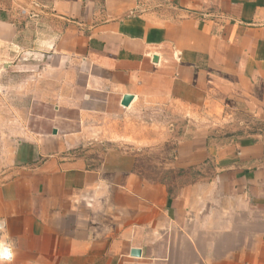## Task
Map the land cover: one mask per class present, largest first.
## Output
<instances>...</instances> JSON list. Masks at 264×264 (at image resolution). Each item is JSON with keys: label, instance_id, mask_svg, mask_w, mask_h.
Here are the masks:
<instances>
[{"label": "crops", "instance_id": "crops-1", "mask_svg": "<svg viewBox=\"0 0 264 264\" xmlns=\"http://www.w3.org/2000/svg\"><path fill=\"white\" fill-rule=\"evenodd\" d=\"M169 116L205 137L173 166L212 177L170 195L88 158ZM0 220V264H264V0H0Z\"/></svg>", "mask_w": 264, "mask_h": 264}, {"label": "rangeland", "instance_id": "rangeland-1", "mask_svg": "<svg viewBox=\"0 0 264 264\" xmlns=\"http://www.w3.org/2000/svg\"><path fill=\"white\" fill-rule=\"evenodd\" d=\"M164 118L168 117L166 112L162 113ZM174 123L172 136L168 142L162 143L156 147H134L124 143H103L94 144L88 151V158L95 166H101L105 163L107 168L128 167L133 162V170L139 173L148 181H164L173 187L174 191L193 181L208 179L214 175L213 168L208 165L196 166L192 170L186 168L188 172L179 175V168L173 166L175 154L178 146L185 148L189 142L200 140L203 144V133L201 132V123L188 122L181 116L171 117L169 119ZM248 125V121L244 119ZM227 125H216L214 133L207 137L206 143L220 144L227 143L234 132L241 130L240 122L235 118L234 121L226 123ZM253 126V125H252ZM251 126V127H252ZM254 129V128H253ZM136 148V149H134ZM125 162V163H123ZM130 162V163H128ZM126 163L128 165H126Z\"/></svg>", "mask_w": 264, "mask_h": 264}, {"label": "built area", "instance_id": "built-area-1", "mask_svg": "<svg viewBox=\"0 0 264 264\" xmlns=\"http://www.w3.org/2000/svg\"><path fill=\"white\" fill-rule=\"evenodd\" d=\"M23 13L26 14V11L23 10ZM0 222H4V221L0 220ZM5 230H6V226L4 228H0V245H3L4 247H8L11 249L12 258L11 259H5V258L0 257V262H11L14 258V253H13V249H12L10 243L3 237Z\"/></svg>", "mask_w": 264, "mask_h": 264}, {"label": "clouds", "instance_id": "clouds-1", "mask_svg": "<svg viewBox=\"0 0 264 264\" xmlns=\"http://www.w3.org/2000/svg\"><path fill=\"white\" fill-rule=\"evenodd\" d=\"M5 226H6V221L0 222V228H4ZM0 257L5 259H11L12 258L11 249L8 247H4L3 245H0Z\"/></svg>", "mask_w": 264, "mask_h": 264}, {"label": "trees", "instance_id": "trees-1", "mask_svg": "<svg viewBox=\"0 0 264 264\" xmlns=\"http://www.w3.org/2000/svg\"><path fill=\"white\" fill-rule=\"evenodd\" d=\"M189 169L192 170L193 168H189ZM186 172H188V170H186V169H184V168H179V175L184 174V173H186ZM160 182H162L164 185H166V186L168 187V192H169L170 195L175 194V191H174L173 187L170 186V184H168V183H166V182H164V181H160ZM194 182H196V181H193V182L187 183L186 185H190V184H192V183H194ZM186 185L180 187L179 189L185 187ZM179 189H178V190H179ZM178 190H177V191H178Z\"/></svg>", "mask_w": 264, "mask_h": 264}, {"label": "water", "instance_id": "water-1", "mask_svg": "<svg viewBox=\"0 0 264 264\" xmlns=\"http://www.w3.org/2000/svg\"><path fill=\"white\" fill-rule=\"evenodd\" d=\"M157 61H158V58L155 57V58H154V62H157ZM131 101H132V96H130V95H126V96H124V98H123L122 105H123V106H129ZM133 253H134V255L139 254V252H137V251H135V252H133Z\"/></svg>", "mask_w": 264, "mask_h": 264}]
</instances>
